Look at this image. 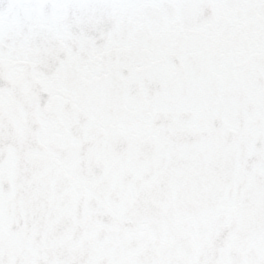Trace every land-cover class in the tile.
Returning a JSON list of instances; mask_svg holds the SVG:
<instances>
[{"label":"snow or ice","instance_id":"snow-or-ice-1","mask_svg":"<svg viewBox=\"0 0 264 264\" xmlns=\"http://www.w3.org/2000/svg\"><path fill=\"white\" fill-rule=\"evenodd\" d=\"M0 264H264V0H0Z\"/></svg>","mask_w":264,"mask_h":264}]
</instances>
